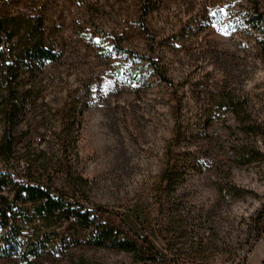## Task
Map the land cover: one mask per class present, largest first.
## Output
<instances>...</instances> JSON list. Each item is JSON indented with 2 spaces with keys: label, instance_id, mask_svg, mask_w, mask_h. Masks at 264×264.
<instances>
[{
  "label": "rangeland",
  "instance_id": "374dc122",
  "mask_svg": "<svg viewBox=\"0 0 264 264\" xmlns=\"http://www.w3.org/2000/svg\"><path fill=\"white\" fill-rule=\"evenodd\" d=\"M255 7L264 12V0H0L22 41L38 19L60 54L19 65L16 106L0 58V140L13 138L0 170L74 195L94 226L116 242L146 239L167 263L263 264L264 224L254 234L253 221L264 213V34L246 22ZM0 195L14 209L31 203L12 185ZM94 231L54 219L39 254L0 242V264H152L96 245Z\"/></svg>",
  "mask_w": 264,
  "mask_h": 264
},
{
  "label": "trees",
  "instance_id": "16d2710c",
  "mask_svg": "<svg viewBox=\"0 0 264 264\" xmlns=\"http://www.w3.org/2000/svg\"><path fill=\"white\" fill-rule=\"evenodd\" d=\"M16 21V17L7 19L0 16V58L4 64L2 80L7 89L10 104L13 106H16L18 98L14 78L19 65L27 66L32 63L42 65L44 61H53L60 56L57 51L45 43L44 32L40 29L42 24L37 23L38 19L27 20L26 27L27 31L30 30L28 32L30 36L24 41H22L18 32L14 31ZM246 22L250 26L261 30L264 34L263 11L255 7ZM9 28L12 29L10 30ZM157 72L161 75L159 70ZM162 78L166 80L165 76ZM12 149L13 138L5 134L0 140V155H4L8 160L12 154ZM247 162L245 161L244 163ZM31 168V165H29L27 171H30ZM162 180L168 182L169 188L176 184V181L166 175V172L163 173ZM79 181L83 185L86 184L83 179H79ZM8 185L16 187L18 193H25L31 203L14 209L12 206L14 202L9 201L6 196L0 195V242H2L3 246L15 247L24 240L25 245L32 248L29 251L30 253L39 254L38 248L46 240L48 225L54 219H62L64 221L71 220L83 223L88 229L94 228L96 245L98 246L109 244L121 250L132 252L135 255L145 252L151 255L152 264H170L162 256H159L153 244L146 239L139 241V237L122 238L116 242V238L113 237L109 229L93 225L92 210L84 203L78 201L74 195L70 196L62 191L51 190L50 187L47 188L40 184L26 183L23 179L13 178L8 171L0 170V190ZM16 213H21V215L18 216ZM261 224H264L263 211H260L253 221L254 234H259ZM24 231H27V233H23Z\"/></svg>",
  "mask_w": 264,
  "mask_h": 264
}]
</instances>
